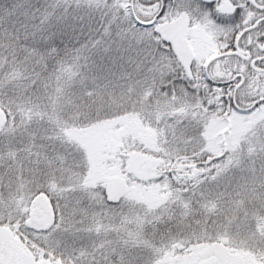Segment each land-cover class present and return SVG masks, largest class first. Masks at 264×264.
Wrapping results in <instances>:
<instances>
[{"label": "snow or ice", "instance_id": "1", "mask_svg": "<svg viewBox=\"0 0 264 264\" xmlns=\"http://www.w3.org/2000/svg\"><path fill=\"white\" fill-rule=\"evenodd\" d=\"M0 264H264V0H0Z\"/></svg>", "mask_w": 264, "mask_h": 264}]
</instances>
